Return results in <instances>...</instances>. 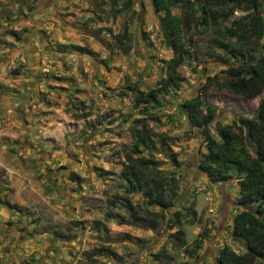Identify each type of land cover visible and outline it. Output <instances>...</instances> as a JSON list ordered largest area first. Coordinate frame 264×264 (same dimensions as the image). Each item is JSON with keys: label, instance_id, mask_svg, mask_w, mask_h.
Masks as SVG:
<instances>
[{"label": "rangeland", "instance_id": "374dc122", "mask_svg": "<svg viewBox=\"0 0 264 264\" xmlns=\"http://www.w3.org/2000/svg\"><path fill=\"white\" fill-rule=\"evenodd\" d=\"M121 1L0 0V264H215L224 245L243 252L231 235L241 210L236 178L210 181L198 170L203 135L182 104L199 96L202 114L213 108L207 129L217 141V126L256 113L264 88L245 99L225 86L224 73L256 56H234L224 30L249 12L210 24L199 21L198 0L171 7L192 23L183 29L182 80L162 90L172 56L163 13L151 0L117 12ZM123 29L127 53L113 38ZM152 89L155 101L135 103ZM143 126L154 131L153 145L132 155L176 180L162 220L131 214L159 208L125 192L120 176L132 132Z\"/></svg>", "mask_w": 264, "mask_h": 264}, {"label": "trees", "instance_id": "16d2710c", "mask_svg": "<svg viewBox=\"0 0 264 264\" xmlns=\"http://www.w3.org/2000/svg\"><path fill=\"white\" fill-rule=\"evenodd\" d=\"M202 3L199 21L217 24L228 20L235 9L248 11L230 21L224 27L225 35L236 42L233 55L243 56L253 50L256 52L250 65L239 63L224 70L227 77L225 86L245 99L257 96L264 88V0H198ZM116 2V0H111ZM154 10L161 11L160 26L163 30L167 47L172 56L166 63V76L157 82L159 88L178 87L182 77L177 67L183 63L188 54L184 48L183 29L190 24L187 15L172 14L170 8L179 3L193 4L186 0H151ZM131 5V0H122L117 12ZM193 5H196L194 3ZM192 23V22H191ZM113 38L122 53L129 50L130 36L123 29L113 34ZM226 45H224L225 47ZM254 46L255 48H252ZM75 47V46H73ZM156 90L145 94L138 92L135 103L148 104L155 101ZM188 122L191 126L201 128L206 152L197 160V168L205 173L210 181H225L232 176L236 178L237 202L241 210L232 217L231 235L243 246L242 253L234 252L230 246L221 247L214 259L215 264H264V97L257 103V110L250 119L239 117L228 124L216 127L219 140L212 138L207 123L212 118L213 108L205 106L202 114V101L194 96L183 101ZM131 152L125 153V164L120 176L125 183V192H141L147 206H156L159 211L137 206L131 214L143 213L151 220H162V209L171 205L176 180L174 177L163 178L152 160L139 154L143 149L153 145L154 131L143 126L134 129ZM73 175V174H72ZM166 177V176H165ZM7 208L18 212L20 207L15 203L4 201ZM127 209L128 206H126ZM179 212H175L174 221L178 224Z\"/></svg>", "mask_w": 264, "mask_h": 264}, {"label": "water", "instance_id": "95a60500", "mask_svg": "<svg viewBox=\"0 0 264 264\" xmlns=\"http://www.w3.org/2000/svg\"><path fill=\"white\" fill-rule=\"evenodd\" d=\"M254 59H251L248 63H246V65L248 66L249 63L253 62Z\"/></svg>", "mask_w": 264, "mask_h": 264}]
</instances>
